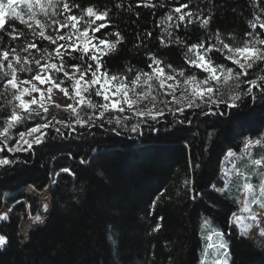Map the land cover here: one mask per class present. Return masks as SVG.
<instances>
[{"label": "trees", "instance_id": "16d2710c", "mask_svg": "<svg viewBox=\"0 0 264 264\" xmlns=\"http://www.w3.org/2000/svg\"><path fill=\"white\" fill-rule=\"evenodd\" d=\"M146 2L141 0L138 6V0H69L70 4H79L81 8L93 5L110 11L109 26L94 34L98 38L112 40L115 37L111 34L119 31L124 37L117 50L103 58L110 74L127 75L131 80L137 70L151 71L147 67L151 61L146 55L151 52L162 61L161 66L166 72L171 71L167 67L170 64L177 73L183 69L188 75L194 73L201 77L202 72L187 63L186 48L170 40L174 41L179 36L188 45L205 41L207 47L209 34H213L211 42L214 43L217 30L221 39L229 44H242L248 39L246 33L250 31L254 34L260 32L261 38H264V30L258 26L251 27L257 16L264 21V12L261 11L264 0H151L155 7H145ZM117 4L121 7H116ZM180 4L189 6L183 11L200 13L202 17L210 15L207 28H202L195 21L187 26L181 23L176 28L175 14L172 21L167 20V14ZM73 11L79 14L75 9ZM8 18L5 17L6 20ZM56 19L62 20L63 17ZM11 24L16 38L7 34L12 31L11 28L0 31V51L15 48L22 57L32 59L40 58L41 52L36 49L22 51L29 42L37 43L41 50L47 48L52 51L55 48L48 41L33 36L19 20L11 21ZM166 29L173 33L171 38ZM69 30L62 29L61 34ZM47 32L55 35L52 27ZM210 55L215 64L238 69L224 59L223 53L214 51ZM74 56L75 60L66 58L64 66L80 63L79 53H74ZM9 59H12L11 55ZM33 67L31 74H18L20 79H31L35 74ZM129 67L133 68L132 73L127 72ZM5 71L8 69L5 68ZM248 71L249 75L241 77V80L264 76V62H257ZM4 83L0 81V94L4 93ZM232 83H222L219 87L227 92ZM240 87L246 89L248 85L241 83ZM154 93H158L156 107L165 113L155 121L133 114L114 113L127 116L128 120L124 125L108 124L105 117L104 126L99 127L97 114L93 126L73 124L76 131L72 133L58 121L72 123L74 117H70L63 108L49 105L46 117L29 119L13 130L14 138L9 144L15 143L18 138L15 133L52 120L55 116L53 124L61 128L63 135L58 134L55 128H49L42 144L33 145L29 151L3 154L14 158L15 163L0 166V210L6 197L28 187L35 175L49 168L56 157L63 156L72 161L83 159L87 161L81 166L84 190L76 197L75 208L86 240L75 248L58 244L66 222L64 214L59 213L39 231L41 258H34L12 245V256L8 260H0V264H199L202 257L205 261L209 256L213 260L221 258L215 247L207 248L209 239L213 245L219 242L221 237L216 235L219 232L224 233L223 239L229 246V264H264V246L257 248L246 237L237 236L233 228L230 230L231 226L218 216L213 203L202 196L218 177L222 158L228 151L239 152L246 141L264 139V93L260 88L254 89L255 99L243 97V103L237 109L221 105L218 108L212 106L213 111L209 112L207 107H203V111L185 107L183 113L175 114L169 111L177 108L170 96L157 89ZM93 99L101 101L95 96ZM147 103L152 105L150 99ZM13 105L10 91L7 95H0V120L10 114ZM85 112L92 115L95 110L85 108L80 113L82 117ZM135 124H139V129L133 132L131 127ZM113 128L116 131H112ZM103 144L116 145L124 151L111 166L101 170L88 159L95 148ZM249 157H264V142L251 148V154L241 164L245 168L240 172L252 171L251 167L246 170ZM260 171H264V167ZM186 179L191 181L189 185L184 183ZM230 179L231 191L227 194L213 191L211 197L215 204L236 210L242 190L238 186L244 181L239 173ZM257 180L253 178L252 182ZM197 192L201 195L197 196ZM205 218L209 220V226L201 231ZM157 224L160 225L159 230L153 231ZM0 233L10 239L9 231L3 226H0ZM235 250L243 254L242 261L234 257Z\"/></svg>", "mask_w": 264, "mask_h": 264}, {"label": "snow or ice", "instance_id": "6c2138e0", "mask_svg": "<svg viewBox=\"0 0 264 264\" xmlns=\"http://www.w3.org/2000/svg\"><path fill=\"white\" fill-rule=\"evenodd\" d=\"M141 0H138V6ZM22 4L26 6L27 19H23L21 12L17 11L15 5ZM145 7H155L151 0L144 3ZM116 7H121L117 4ZM188 4H180V6L172 9L167 14V20H173L175 14L176 24L175 27L179 28L181 23L191 24L194 21L199 22L202 28H207L210 24L211 16H203L200 13H193L192 11H183L187 9ZM79 14H75L73 10ZM130 10V9H129ZM264 12V9L261 10ZM6 14L8 20L5 19ZM137 15H139L137 13ZM62 16L63 19L59 20L56 17ZM40 17H43L41 19ZM19 20L21 24H25L31 30L33 36L38 37L40 40H46L50 45H55L52 51L47 48L41 50L37 47V43L29 42L27 47L22 51L28 52L30 49H36L41 52L40 58H32L29 56H21L17 53L16 49L0 51V81H4V93L0 95H7L9 89L12 91V96L15 104L9 115L3 120H0V166H8L15 163V159H10L7 153H18L29 151L33 145H40L44 142L47 136V129L55 128L58 134L63 135L61 128H56L52 120H47L44 123H37L35 126L27 128L26 131H19L15 133L18 136L15 143L9 144L14 138L13 130L20 125H24L29 119L35 117H46L49 114V106L45 103V95L51 101V94L53 88L58 89L64 94L69 96V87L65 86L66 80L71 81L70 87L74 95L75 103H69L64 106V111L69 112L70 117H74L72 123H66L64 120L58 123L64 125L65 128L70 129L74 133L76 128L73 124L80 127L93 126L96 123V115L100 119L97 124L103 127V120L107 117L108 124L124 125L128 120L127 116L114 115V113L131 112L136 117H143L153 121L165 115L162 109L156 107V100L158 93H154V89L164 91L165 95H170L173 101L184 106L177 107L173 111L183 113L185 107L198 108L203 111V107H207L209 112L213 111L212 106L217 108L221 105L230 109H237L243 103V97H251L255 99L253 91L260 88L264 93V76L258 79L241 80V77L249 75V69H252L257 62H264V38H261V33L248 32L242 44L238 43H225L221 39L219 31L214 34L215 42L212 43L213 34H209L207 47L205 41L199 43L186 44V42L179 36H176L174 42L186 48L185 58L189 65L200 69L202 73H206L203 79H198L196 74L188 75L181 69L177 73L172 65H167L170 72H166L162 65V61L158 59L153 53H147L148 59L151 63L147 67L151 71L135 72L134 77L129 80L127 75L110 74L109 70L103 64V58L110 53L117 50V46L124 40V37L119 31H115V39L109 40L107 38H98L94 34L100 33L102 29L109 26L110 11L107 8H97L96 6L89 5L81 8L79 4L69 3V0H0V31H4L6 27L11 28L12 31L8 32L15 39V28L12 26L11 21ZM50 22V23H49ZM97 22H100L97 24ZM35 25V27H34ZM264 30V21L260 17H256V22L251 24V27ZM52 27L55 35L48 34L47 29ZM62 29H70L67 33L61 34ZM168 36L171 38L173 33L168 31ZM150 36L151 33L149 32ZM163 39V38H161ZM96 40V43H93ZM65 41L66 43H59ZM81 41L83 43H81ZM2 42V37H0ZM69 49L71 51H69ZM223 53L224 59L232 61L238 66V69L233 67H226L224 64H215L212 56L213 52ZM74 53H79L80 63H71L70 67L75 69V72L69 73L65 71L66 58L76 59ZM192 54V55H190ZM10 55L12 59H9ZM43 61V62H42ZM5 62H7L5 64ZM35 66V74L31 79H20L18 74L33 73ZM5 68L8 71H5ZM133 68H127L128 73H132ZM63 73L64 78H58V74ZM183 77V80L178 79ZM258 80L260 81L258 83ZM233 82L228 91H222L219 85L221 83L228 84ZM40 85H47L48 87L42 89ZM241 83L248 85L246 89H241ZM183 84L184 88L181 91L180 97L176 96V91L180 85ZM27 85V86H26ZM139 89V90H138ZM33 93H39V99ZM25 96L31 97L26 100ZM101 97L102 101H96L93 97ZM152 102V108H139L138 105L145 100ZM35 106V107H34ZM55 107H61L56 104ZM86 109L95 110L92 115L85 112V116H81V111ZM222 114V113H221ZM190 122V121H189ZM139 129V124L131 127V131L136 132ZM156 130V129H153ZM112 131H116L115 128ZM31 138V139H30ZM264 139H257V145L262 144ZM251 141L245 142V149L251 144ZM26 145V147H25ZM229 156L233 153L229 152ZM81 163H87L81 160ZM251 167L252 171L248 173L240 172L238 168L229 170L235 171L240 174V178L244 183L239 185L248 194L243 202L245 212L250 213V220L257 222V216L252 211V206H258L264 210V171H260L264 167V157L260 159H252L249 157L247 168ZM64 173H71L69 168L61 169ZM75 175V173H71ZM253 178H258L256 183H253ZM219 182V181H218ZM184 183L189 185L191 181L185 180ZM214 192L227 194L231 191V179H224L223 187L217 188L216 184L210 186ZM197 196L201 193L197 192ZM196 197L194 196L193 199ZM158 199V198H157ZM19 203V202H18ZM156 201H153L155 205ZM235 217V213L232 214ZM8 213H0V220H7ZM34 221H41V216L36 215L32 217ZM236 223L244 224L241 217H235ZM232 221L230 220V223ZM209 226V220L205 218L201 224V231H204ZM235 226V224L233 225ZM160 225L157 224L153 231H158ZM250 228L244 225L240 228V234L247 236ZM221 237L219 242L209 247H215V250L220 259L214 261V264H228V244L224 241V233H216ZM258 235L264 236V228H261ZM111 239V235L109 236ZM7 238L0 235V248L6 246Z\"/></svg>", "mask_w": 264, "mask_h": 264}, {"label": "rangeland", "instance_id": "374dc122", "mask_svg": "<svg viewBox=\"0 0 264 264\" xmlns=\"http://www.w3.org/2000/svg\"><path fill=\"white\" fill-rule=\"evenodd\" d=\"M15 7L17 11L21 12L23 19L26 20V6L17 4ZM6 16L8 15L6 14ZM96 42V40H93V43ZM81 43L83 42L81 41ZM64 67L65 71H68L69 73L75 72V69L72 67ZM198 70L202 72L200 69ZM202 74L203 75L198 77V79H203L204 76L207 75L206 73ZM59 75L60 77L58 78H64L63 73H59ZM178 79L183 80V77H178ZM34 83H36L38 87H41L45 90L48 87L47 85H40L39 82ZM66 84V87H69V96L66 97L58 89L53 88L51 101L47 99V93L45 95V103H47L48 106L59 104L61 106L60 108L64 109V106L67 104L75 103L76 98L72 94V89L70 87L71 81L66 80ZM183 88L184 85L181 84L179 89L176 91L177 97H180ZM9 91L12 95V91L10 89ZM33 95L39 99V93H33ZM97 98H100L102 101L101 97ZM170 98L172 99L171 96ZM25 99L28 100L31 99V97L25 96ZM13 101L15 104L16 102L14 98ZM147 101L148 100L143 101V103L138 105V107L144 109L152 108L151 103L149 104ZM173 103L176 105V107L184 106L183 104H178L176 101H173ZM124 113L132 114L129 111ZM251 142L252 143L247 147V149H245L244 145L240 152H231L233 155L229 156L228 153L230 151H228L223 156L219 175L214 180L212 185L216 184L217 188L223 187L224 179L231 178L238 174L235 171H229L234 167L241 171L243 168L241 167L243 160L251 154V148L255 144L254 141ZM123 151L124 150L122 148L116 145H98L95 148L92 156L88 159V162L96 163L102 170L111 166L114 163L116 157H119ZM81 166V161H72L70 158L58 156L53 160L49 168L35 175L32 183L28 187L19 193L4 199L0 213H8V219L0 220V226L6 228L11 236L10 239L7 238L6 246L0 248V260H8L12 256V245L34 258H41L39 254V248L41 246V239L38 235L40 233L39 231L44 227L45 223L50 218L59 213L64 214L66 222L62 231V235L57 240V243L67 244L70 248H75L80 242L86 240V235L80 216L75 208V199L77 196L81 195L84 190ZM63 168H69L71 173H75V175L62 172L61 169ZM212 192L213 190L210 187L208 190L202 193V196L209 202L213 203L218 216H220L221 219L226 221L231 226L229 229L232 230L233 228L237 236H243L240 234V228L244 225H248L250 230L247 236L244 237H246L248 241L251 242L255 247L262 248L264 246V236L258 235V233L261 228H264V217L259 210L258 212L255 211L257 210V206H252V211L257 216V222L253 223L250 220V213L243 210V202L246 198H249L247 192L243 189L240 193L236 210L223 208L220 205L215 204L211 197ZM233 213H235V217L243 218V225L236 223L235 217L232 215ZM36 215L41 216V221H34L32 219V217ZM230 220L232 221L231 223ZM234 224L235 226H233ZM0 235L2 234L0 233ZM209 245L211 244L208 243L207 248H209ZM234 257L239 262L244 258L243 254L239 253L237 250L234 252ZM227 259L229 261L228 256ZM214 261L215 260H213L211 256L206 258V261L205 258L202 257L201 261L199 260V264H214Z\"/></svg>", "mask_w": 264, "mask_h": 264}, {"label": "crops", "instance_id": "0c3cea01", "mask_svg": "<svg viewBox=\"0 0 264 264\" xmlns=\"http://www.w3.org/2000/svg\"><path fill=\"white\" fill-rule=\"evenodd\" d=\"M255 145H256V143L254 144V146H255ZM244 168H245V167L243 166L242 169H244ZM242 169H241V170H242ZM235 176H236V175H235ZM242 190H243V188H242ZM242 190H241V192H242ZM241 192H240V193H241ZM239 196H240V194H239ZM239 196H238V198H239ZM237 204H238V202H237ZM256 208H257V210H255V211L258 212V210H259V211L261 212L262 216L264 217V211H263L262 209H260L258 206H257ZM256 208H254V209H256ZM218 239L220 240V238H218ZM219 240H218V241H219ZM208 242H209V244L213 245L211 239H209Z\"/></svg>", "mask_w": 264, "mask_h": 264}]
</instances>
